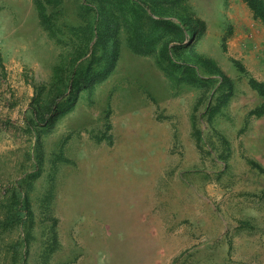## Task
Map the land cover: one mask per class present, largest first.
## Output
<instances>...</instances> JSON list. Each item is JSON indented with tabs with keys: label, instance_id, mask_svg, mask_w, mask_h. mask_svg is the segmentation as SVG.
Returning a JSON list of instances; mask_svg holds the SVG:
<instances>
[{
	"label": "rangeland",
	"instance_id": "1",
	"mask_svg": "<svg viewBox=\"0 0 264 264\" xmlns=\"http://www.w3.org/2000/svg\"><path fill=\"white\" fill-rule=\"evenodd\" d=\"M188 1L206 23L196 49L234 83L213 123L227 150L208 128L206 99L195 112L201 149L192 136L200 88L175 85L124 34L92 102L79 95L36 139L26 130L35 86L69 50L43 29L32 0H0V224L16 186L33 211L27 246V227L0 226V264H264V172L249 163L264 169V114L249 115L261 99L231 62L264 81V42L235 37L243 20L258 30L242 0ZM77 2L65 0L56 21L65 35L79 23ZM105 132L111 142H98Z\"/></svg>",
	"mask_w": 264,
	"mask_h": 264
},
{
	"label": "trees",
	"instance_id": "2",
	"mask_svg": "<svg viewBox=\"0 0 264 264\" xmlns=\"http://www.w3.org/2000/svg\"><path fill=\"white\" fill-rule=\"evenodd\" d=\"M32 1L43 29L70 54L67 64L61 58L53 66L51 80L47 84L35 86L26 130L36 139L41 133L51 131L56 122L74 108L79 95L83 94L88 102H92L95 88L108 78L117 64L124 34L127 47L135 54L153 56L156 66L175 85L188 84L200 88L201 93L193 107L192 136L201 149L203 132L196 125L195 112L206 99L204 116L208 128L222 141L223 150H227L225 136L215 129L213 123L231 100L234 83L215 59L196 49L193 42L203 35L206 23L188 0H77L79 23L70 25L67 35L56 22L65 0ZM242 1L253 18L264 25V0ZM231 62L261 99L249 115L262 116L264 81L256 79L239 60L233 58ZM207 76L217 77L218 84H211L213 80ZM95 138L98 142H111V135L106 132ZM249 163L264 172L257 162L249 160ZM21 224L27 227V246L32 236L33 211L28 194L20 192L16 186L4 206V219L0 226L9 229ZM56 244L57 233L53 230L50 250ZM15 259L13 256L14 262Z\"/></svg>",
	"mask_w": 264,
	"mask_h": 264
},
{
	"label": "crops",
	"instance_id": "3",
	"mask_svg": "<svg viewBox=\"0 0 264 264\" xmlns=\"http://www.w3.org/2000/svg\"><path fill=\"white\" fill-rule=\"evenodd\" d=\"M243 4H245L244 2H243ZM246 5V4H245ZM244 5V6H245ZM251 12V11H250ZM252 14V13H251ZM234 19H235V21L234 22H237L238 21V19H237V13L236 14H234ZM244 22H247L246 23V25H247V30H246V32H244V31H239V33H237V35L235 34V37H237L239 40H244V39H246V40H248L250 43H254V44H258V46L261 44V43H263L264 42V34H263V32H264V25L260 22V21H258V20H256L257 22V25L258 26H256L257 28H258V30H256V29H254V28H252L251 26L253 25V23H250L251 22V20H248V21H246V20H243ZM238 22H240L239 23V25L242 23V21H238ZM255 23V22H254ZM234 37V38H235ZM260 48V47H259Z\"/></svg>",
	"mask_w": 264,
	"mask_h": 264
}]
</instances>
